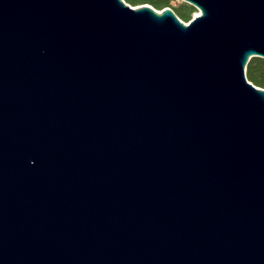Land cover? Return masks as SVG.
Instances as JSON below:
<instances>
[{"label":"water","instance_id":"95a60500","mask_svg":"<svg viewBox=\"0 0 264 264\" xmlns=\"http://www.w3.org/2000/svg\"><path fill=\"white\" fill-rule=\"evenodd\" d=\"M0 0V264H264V0Z\"/></svg>","mask_w":264,"mask_h":264},{"label":"trees","instance_id":"16d2710c","mask_svg":"<svg viewBox=\"0 0 264 264\" xmlns=\"http://www.w3.org/2000/svg\"><path fill=\"white\" fill-rule=\"evenodd\" d=\"M131 6L149 5L157 11L170 8L174 14L183 22L187 23L191 15L196 12V8L187 4L180 3L174 6L173 0H123ZM245 74L248 81L258 88L264 89V59L253 57L245 67Z\"/></svg>","mask_w":264,"mask_h":264},{"label":"rangeland","instance_id":"374dc122","mask_svg":"<svg viewBox=\"0 0 264 264\" xmlns=\"http://www.w3.org/2000/svg\"><path fill=\"white\" fill-rule=\"evenodd\" d=\"M180 3H184L182 1H178V0H173V5L176 6ZM199 14V11L196 9V12H194L192 15H191V19H193L194 17H196L197 15Z\"/></svg>","mask_w":264,"mask_h":264}]
</instances>
